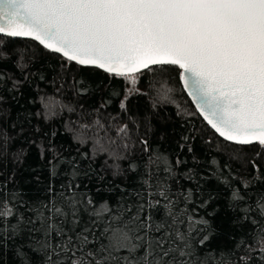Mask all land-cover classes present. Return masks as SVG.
Instances as JSON below:
<instances>
[{
  "label": "snow or ice",
  "instance_id": "snow-or-ice-1",
  "mask_svg": "<svg viewBox=\"0 0 264 264\" xmlns=\"http://www.w3.org/2000/svg\"><path fill=\"white\" fill-rule=\"evenodd\" d=\"M5 37L29 38L68 64L102 70L133 86L142 77L152 87L162 81L165 95L172 91L165 85L176 66L184 91L220 137L258 145L257 156L264 153V0H0V44ZM4 58L7 53L0 51ZM126 132L127 125L118 130ZM8 139L0 136V148ZM123 147L127 151L129 145ZM120 174L115 165L113 175ZM150 179L142 182L145 191L135 193L134 206L113 210L104 203L91 213L92 227L80 231L82 201L75 194L36 210V222L0 201V253L23 234L31 247L16 248L18 264H209L199 252L212 236L209 221L177 211L168 185ZM190 197L189 191L185 201ZM243 199L233 191L230 207ZM257 206L264 216V198ZM35 232L43 239H32ZM255 251L249 247L235 262L220 264H256ZM257 259L264 260V246Z\"/></svg>",
  "mask_w": 264,
  "mask_h": 264
},
{
  "label": "trees",
  "instance_id": "trees-1",
  "mask_svg": "<svg viewBox=\"0 0 264 264\" xmlns=\"http://www.w3.org/2000/svg\"><path fill=\"white\" fill-rule=\"evenodd\" d=\"M3 41L0 51L7 58L0 59V136L9 139L0 148V201L8 200L18 216L36 222V210L75 194L82 201L80 231L92 227L91 213L104 203L113 210L134 206L135 193L145 191L142 182L151 175L153 185H168L177 211L186 209L193 218L209 221L212 236L199 249L200 259L235 262L251 247L256 264H264L257 259L264 246V216L257 206L264 198V153L257 156L258 145L217 136L185 94L178 67L171 66L165 89L172 91L165 95L162 81L152 87L150 78L142 77L133 86L99 69L68 64L31 39ZM125 125L127 132L118 134ZM114 152L125 159H115ZM115 165L120 175H113ZM233 191L244 199L230 207ZM89 199L93 204H87ZM162 216L163 210L157 220ZM31 238L42 240L43 235L35 232ZM28 240L23 234L10 240L0 264H18L16 248H30Z\"/></svg>",
  "mask_w": 264,
  "mask_h": 264
},
{
  "label": "water",
  "instance_id": "water-1",
  "mask_svg": "<svg viewBox=\"0 0 264 264\" xmlns=\"http://www.w3.org/2000/svg\"><path fill=\"white\" fill-rule=\"evenodd\" d=\"M18 38H22V37H18ZM29 39V38H28ZM36 42V41H35ZM36 43H38V42H36ZM59 55V54H58ZM102 71V70H101ZM180 72H181V70H180ZM180 84H181V86H182V88H183V85H182V83H181V81H180ZM184 90V89H183ZM185 92V94L187 95V97L189 98V100H190V102H191V104L193 105V107H194V109L196 110V112H197V114L200 116V114H199V112L197 111V109H196V106H195V104L193 103V101H192V98L187 94V92L186 91H184ZM200 118L207 124V122L203 119V117L202 116H200ZM208 125V124H207ZM209 126V125H208ZM210 127V126H209ZM211 128V127H210ZM211 130L217 135V136H219L212 128H211ZM220 137V136H219ZM221 139H223L222 137H220ZM224 140V139H223ZM226 142H228V141H226ZM229 143H232V142H229ZM233 144H235V143H233ZM246 146V145H245Z\"/></svg>",
  "mask_w": 264,
  "mask_h": 264
}]
</instances>
